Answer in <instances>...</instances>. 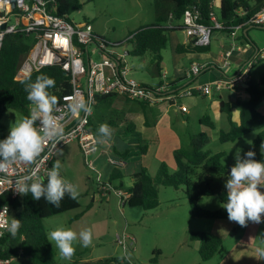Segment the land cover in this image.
I'll list each match as a JSON object with an SVG mask.
<instances>
[{"label": "rangeland", "instance_id": "obj_1", "mask_svg": "<svg viewBox=\"0 0 264 264\" xmlns=\"http://www.w3.org/2000/svg\"><path fill=\"white\" fill-rule=\"evenodd\" d=\"M80 2L81 8L70 13L69 19L74 23L90 21L99 36L105 38L107 42L119 44L117 51H129L127 61L132 69L131 76L139 82L157 87L162 81L165 83L171 80L172 76L186 75V66L192 55L176 51L177 46L184 43L183 40L186 37L184 31L177 30L173 34L171 32L167 47L161 52L160 68L167 72V79L163 78L162 72L158 71V60L153 53L148 52L144 55L133 53L134 43L128 40L133 38V34L139 28L155 22L154 0H80ZM220 4V0H215L214 9L218 17H220ZM211 44L210 51L206 52L210 56L206 53L196 54V56H202L205 61H216L219 42L214 34ZM95 58L99 59L97 55ZM263 75L264 57L261 56L259 63L252 71V80L259 82ZM227 94V91H223L210 95H198L186 101L180 98L174 104L162 101L148 106L146 113L139 102L127 103V98L117 99L113 95L114 98L111 101L115 106L126 105V103L131 105L128 111L121 107L124 110L119 112L123 114H121L122 118L126 113V117L128 115L135 121L136 126L138 125L137 132H128L124 124L117 126L108 124L112 129V135L105 138L98 133V128L106 123L100 122L99 116L93 118L94 124H91V128L97 133L100 141L98 152L89 156V161L95 169L86 163L84 154L76 142L62 147L57 156L60 164L59 171L63 178L77 185L80 206L44 218L43 222L48 232L59 226L70 227L77 232L90 228L93 233L92 245L85 248L77 244L76 250H87V256L93 257L92 259L102 254L109 256L108 258L119 259L118 264H152L149 263V259L154 251L159 250L163 255L156 254L161 259L156 264H195L199 248L196 251L194 248L197 247L198 242L200 247V233L209 232L203 229L209 230L211 226L207 222L211 221L192 216L185 192L161 185L159 206L155 209H145L142 206L123 204L115 189L121 188L128 191L133 183L134 174L142 167H146L152 176H156L160 163L164 161L170 165L171 172L175 171L177 165L173 154L174 146L178 144L180 147H187L190 136L201 132L209 135L205 149L225 153L222 158L223 163L233 166L236 162L234 158L236 150L241 149L243 154L245 150L252 148L259 131L248 133L236 141L222 142L220 140L219 131L229 128L227 113L222 112L220 108L222 99L225 101L230 99ZM232 104L235 110L234 118L235 116L238 118L239 107ZM165 109L168 110L165 111ZM258 110L264 113V100ZM109 111L107 103L99 104L98 113ZM205 115H209L215 121V129L200 124V119ZM144 117L150 120V125H144ZM23 118V114L15 109H8L4 113L1 122L7 135L11 125ZM140 141L149 147V152L143 155L136 147ZM133 146V154L126 157L123 166L118 167L123 176L111 180L108 168L109 158H120L115 152V147L125 149ZM256 150L260 152V146L256 147ZM169 158H173L171 162ZM99 173H101V180L98 179ZM104 183L108 185L111 183V186H106L107 189L103 190L101 188ZM208 198L217 200L215 196ZM231 224H234V221H231ZM126 234L132 238H124ZM118 235L123 237L124 242H120ZM55 250L58 262L68 263L73 260H64L59 250ZM5 264L31 263L20 255Z\"/></svg>", "mask_w": 264, "mask_h": 264}, {"label": "trees", "instance_id": "obj_2", "mask_svg": "<svg viewBox=\"0 0 264 264\" xmlns=\"http://www.w3.org/2000/svg\"><path fill=\"white\" fill-rule=\"evenodd\" d=\"M213 1L154 0L155 22L151 25L142 26L133 34V38L128 40L134 43L133 53L135 55L153 53L155 59L158 60V71L161 72V52L167 47L169 34L172 31L183 29L182 21L185 11L192 6H197L202 13L201 21L210 23L209 13L214 9ZM56 2L55 12L58 15H69L81 8L80 0H56ZM263 8L264 0H221L219 20L224 25L223 30L231 33L232 26L245 23ZM99 38L103 37L99 36ZM240 38L248 40L249 36L244 32L241 33ZM32 40L33 35L14 32L6 35L0 50V138L7 137L1 119L8 109H15L24 117L30 114V110L34 105L27 99L28 93L25 87L27 83L35 81L37 76L47 75L55 79V87L50 88L48 91L50 95L57 97L58 102L64 94L72 91L71 75L66 74L60 66H48L36 70L23 80L15 78L17 68L32 46ZM209 49L210 44L194 46L192 44H180L177 47L178 52H208ZM247 84L246 89L249 98L237 102L240 110V122L234 120L231 103L223 99L220 101L221 111L227 113L230 127L228 130L221 129L219 138L222 142L236 141L248 133L259 131L254 139V146L250 149L256 152V159H264V156L256 150V147L264 142V113L258 110L259 105L264 100V75L261 81L250 80ZM114 96L120 99L118 96ZM112 98H114L113 95L98 96L91 124H94L93 118L99 116L100 122L112 126L124 124L128 132H134L137 129L135 122L128 115L126 117V113L122 118V113L119 111L124 109L128 111L130 105L127 103L137 101L146 113L150 103L128 99L126 105L115 106V104H112ZM101 103H107L110 109L108 113H98V106ZM121 107H124V109H121ZM145 123L146 125L151 124L147 117ZM200 123L211 127V129L216 128L215 121L209 115L203 116ZM208 141V133L201 132L190 136L187 147L175 149L173 154L177 168L173 172H171L169 164L164 161L160 163L156 176H152L146 167H142L133 176L134 182L128 189L131 194L125 204L142 206L145 209H155L160 204V186L164 185L185 192L193 217L206 219L228 218L227 211L222 205L227 200L225 182L232 166L223 163L222 158L225 153L205 149ZM137 147L142 153H146L148 150V145L142 144L141 141ZM248 150H245V152ZM127 152H129V149L122 153V157H125ZM122 176L118 168L112 170V179L121 178ZM41 181L46 184L47 178ZM207 196L217 197L221 205L217 208L203 206L201 201ZM7 200L5 198L1 199L3 202ZM10 203L13 207L11 219H18L21 227L16 236H12L7 232L3 237H0L1 257L11 260L22 255L31 264H118L120 262L119 259L114 257L97 261L82 260L80 258L84 251L80 250H76L73 255L74 260L71 262L60 263L57 261L56 250L53 244L48 241V230L43 219L78 208L80 206L78 198L72 200L66 194L59 208L48 204L43 198L40 201L33 200L31 194H22L19 198L11 199ZM237 229L238 227L235 228V231ZM199 239L201 245L198 251L203 261L211 259L224 247L223 237L211 232L200 233ZM156 254L160 255L161 252L159 250L154 251L150 259L151 263L158 262L159 257Z\"/></svg>", "mask_w": 264, "mask_h": 264}, {"label": "built area", "instance_id": "obj_3", "mask_svg": "<svg viewBox=\"0 0 264 264\" xmlns=\"http://www.w3.org/2000/svg\"><path fill=\"white\" fill-rule=\"evenodd\" d=\"M213 7L215 2H212ZM56 0H0V50L6 35L14 32H24L33 35L32 46L23 57L15 78L23 80L34 71L48 66H60L66 74L71 75L72 91L64 94L55 105L53 114L58 117L63 128L61 137L55 140L46 138L44 151L33 162H0L6 166V171H0V237L8 231L6 225L12 216L11 199L22 194L16 189L19 184L41 181L47 178L48 172L55 164L58 151L76 142L84 154L85 161L93 169L89 156L99 150V139L91 128V118L100 95H116L131 100L145 101L150 105L193 95L199 92L203 95L221 93L227 89L243 86L248 82L252 67L257 57L249 60L241 70L232 76L216 78L212 81L190 84L173 88L171 82L163 81L157 87H151L139 82L131 76L127 56L129 52H119V44L107 42L99 38L93 24L88 21L74 23L68 15H58L55 10ZM201 11L197 6L188 8L183 16V31L188 41L194 45H209L213 31L224 29L215 10L209 13L210 23L201 21ZM245 24L264 25V8L243 24L232 26L231 36L237 37L238 31ZM173 27L172 25H169ZM94 46L91 48L90 46ZM241 46V45H237ZM231 51L224 53V64L230 65ZM95 55L99 59L95 58ZM258 55V54H257ZM259 55L264 56V52ZM208 63L194 62L188 69V77L198 76L204 70L211 69ZM167 79V72H162ZM83 99L91 111H80L72 115L67 111V105L76 99ZM109 163L118 168L125 164L124 159L110 157ZM101 178L99 173L98 179ZM111 186L110 184H103ZM115 191L125 204L130 196L129 191L116 188ZM2 198L8 199L6 202ZM127 235V234H126ZM124 238L132 236H126ZM120 242L123 237L118 235ZM10 259L0 256V264L9 263Z\"/></svg>", "mask_w": 264, "mask_h": 264}, {"label": "clouds", "instance_id": "obj_4", "mask_svg": "<svg viewBox=\"0 0 264 264\" xmlns=\"http://www.w3.org/2000/svg\"><path fill=\"white\" fill-rule=\"evenodd\" d=\"M55 84V79L47 75H39L35 81L26 84L27 99L34 107L28 116L11 125L7 137L0 138V162H33L44 151L46 138L55 140L62 136L63 128L53 114L57 97L48 91ZM82 110L91 111L83 99L78 98L67 105V111L72 115ZM98 133L108 138L112 135V129L108 124H101ZM260 152L264 156V142H261ZM255 157L256 152L252 149L243 154L241 149H237L236 162L225 182L227 200L222 206L227 211L228 219L241 226L249 221L259 223L264 220V159ZM59 169V163L53 165L47 174L46 184L36 180L22 185L17 182L16 189L21 194H31L33 200L43 198L48 204L59 208L66 194L72 200L79 196L77 185L63 178ZM6 170L5 164L0 163V171ZM20 227V221L13 218L6 225V230L16 236ZM47 238L59 250L61 258L71 261L77 244L85 248L92 245L93 233L90 228L77 232L73 228L59 226L49 231ZM256 252L258 259H264V248H257Z\"/></svg>", "mask_w": 264, "mask_h": 264}, {"label": "crops", "instance_id": "obj_5", "mask_svg": "<svg viewBox=\"0 0 264 264\" xmlns=\"http://www.w3.org/2000/svg\"><path fill=\"white\" fill-rule=\"evenodd\" d=\"M214 2H215V0H214ZM178 30L183 31L182 29H178ZM216 30H218V31L214 30L215 32L213 31V34H214L215 39L219 42L218 59L216 61H205L202 56H200V57L196 56V54L202 55L203 53H206V52H179V53H189L192 56L190 57V62L188 64V66H186V75L185 76H178V77L172 76L171 80H169V82H171L173 88H177L178 86L183 87V86L190 85V84L194 85V84H198L201 82L212 81L216 78L223 77L224 75H226V76L235 75L241 70L243 65H245L249 60L255 58V56H256L257 59L254 62V65L252 67L248 81L252 80V77H253L252 71H253L255 65L257 63H259L260 58L262 56V55H259V53L264 52V25L261 26V25L245 24L238 31L237 37H235V38L233 36H231V34L229 32H226L223 29H216ZM175 31H177V30H175ZM175 31H172V34ZM95 32H96V34H98L97 31H95ZM244 32L248 34V36H249L248 40H244V39L240 38L241 33H244ZM213 34H212V36H213ZM183 42L184 43H182V44H184V45L192 44V46H194V44L191 41H188L187 36L184 38ZM211 43H212V40H211ZM211 43H210V48L212 46ZM237 45H241V46L239 47ZM228 50L231 51V54L229 56L231 63H230V65L226 66L224 64V53L227 52ZM176 51H177V48H176ZM207 56H210V55L207 54ZM262 57H264V56H262ZM194 62L208 63V64L212 65V68L204 70L198 76L192 77L190 79L188 77V69L190 68V66ZM161 72H163V70H161ZM247 87H248V84L245 83L243 86H237L234 89L224 90V91L228 92L227 97L230 96V99L228 98V102L231 103L232 107H233L232 103H234L235 105H238L237 102L239 100L244 101V100H247L249 98V94H248V91L246 89ZM198 95H203V94L196 92L193 95L183 97V99L186 101V99H189L191 97H196ZM119 98H121V97H119ZM135 102H137V101H135ZM158 103H161V102H158ZM169 103L174 104V102L173 103L169 102ZM167 110L168 109H165V111H167ZM233 110H234V107H233ZM143 111H144V109H143ZM234 112H235V110L233 111V117H234ZM239 112H240V110H239ZM234 120L236 122H240V114H238V118H236V116H235ZM145 122H146V117H144V121H143L144 125H146ZM229 127H230V123H229ZM228 129L229 128H227L225 130H228ZM136 130L134 132H137ZM97 137H98V135H97ZM99 144H100V141H99ZM179 147L180 146L178 144H176L174 146L173 152L175 149H177ZM61 149L58 151V153L61 151ZM127 149H129V152L126 153L125 157H122V153L124 151H126ZM133 150H134V146L128 147L125 149L124 148L118 149L115 147V152L119 155V157L121 159H124V160L126 159L127 156H130L131 154H133ZM147 152H149V147H148ZM58 153H57L56 158H55V164L58 163V161H57ZM140 153L143 155L141 150H140ZM259 153L261 154V152H259ZM172 159L169 158V162H171L170 160H172ZM108 168L110 169V177H111L112 176V170L114 169V167L110 164V166H108ZM111 180H112V178H111ZM133 182H134V178H133ZM110 185H111V183H110ZM101 189L106 190L107 188H105V186H102ZM262 190H264V189H262ZM208 197L209 196L204 197L202 199L201 204L203 206L209 207V208H217L221 205L220 200L217 197H216L217 200H211ZM207 201H209V202L207 203ZM262 215H264V214H262ZM78 218H79V215L77 216V219ZM200 219H206V218H200ZM207 220L211 221V222H207L209 224V226H211V227L209 228V230L203 229V231H209L211 233L222 236L224 239V247L220 252L216 253L211 259H209L207 261H203L201 259V257L199 256V251H198V253H197L198 257L195 261L196 262L195 264H264V259H258L256 257L257 256L256 249L257 248H264V220H262L259 223L249 221L247 223V225H245V226H241L240 224H238L235 221H234V224H231V221L228 218H226V219H214V220L207 219ZM236 227H238V229L235 231ZM198 248H199V242L197 243V247L194 248L195 251ZM83 251H84V254L80 258L82 260L97 261V260L109 257L107 255L101 254L98 257H95V259H92L93 257L90 258L89 256H87V254H86L87 250H83ZM160 255L162 256L163 254L161 253ZM72 259L74 260V258H72ZM150 259H149V263H151ZM160 260L161 259H159L158 262H160ZM152 264H156V263H152Z\"/></svg>", "mask_w": 264, "mask_h": 264}]
</instances>
